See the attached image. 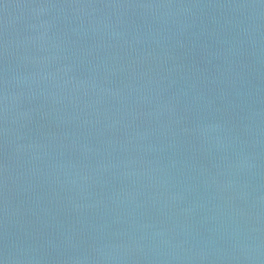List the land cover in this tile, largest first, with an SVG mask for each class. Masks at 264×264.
Returning <instances> with one entry per match:
<instances>
[{"label":"water","instance_id":"95a60500","mask_svg":"<svg viewBox=\"0 0 264 264\" xmlns=\"http://www.w3.org/2000/svg\"><path fill=\"white\" fill-rule=\"evenodd\" d=\"M0 264H264V0H0Z\"/></svg>","mask_w":264,"mask_h":264}]
</instances>
